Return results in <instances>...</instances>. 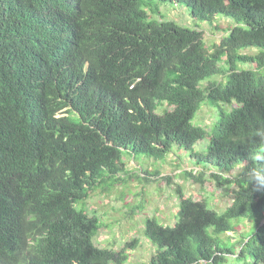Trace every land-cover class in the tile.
I'll return each mask as SVG.
<instances>
[{
	"label": "trees",
	"instance_id": "trees-1",
	"mask_svg": "<svg viewBox=\"0 0 264 264\" xmlns=\"http://www.w3.org/2000/svg\"><path fill=\"white\" fill-rule=\"evenodd\" d=\"M32 1L48 22L21 17L23 0H0V264H126L139 240L96 246L100 219L76 204L130 173L123 151L164 159L174 145L234 198L219 213L179 190L175 225L146 219L157 246L148 264H264V192L249 176L264 168L254 159L264 156V0ZM157 2L232 27L209 47L200 29L153 18ZM204 101L231 106L210 131L193 123ZM245 219L237 242L222 239Z\"/></svg>",
	"mask_w": 264,
	"mask_h": 264
},
{
	"label": "rangeland",
	"instance_id": "rangeland-1",
	"mask_svg": "<svg viewBox=\"0 0 264 264\" xmlns=\"http://www.w3.org/2000/svg\"><path fill=\"white\" fill-rule=\"evenodd\" d=\"M157 3L160 13L154 14L153 18L160 19L163 15L165 19L173 20L183 27L200 29L204 33V40L209 47L219 42L226 31L232 27L231 19L223 15H216L214 23L210 24L209 21L194 18L190 9L185 5L169 2ZM216 25L219 26V29H216ZM255 51L251 49L247 52ZM246 67L248 66L245 64H238L239 69ZM216 79L218 77L215 75L207 78L206 81ZM224 79L226 81V78ZM230 107L225 103L213 106L204 101L201 103L193 123L210 131L212 125L218 121L220 111L228 112ZM165 110L168 109L164 103L159 105L156 112L160 114ZM207 145L208 140L204 139L195 144L194 149L200 152L206 151ZM122 159L126 170H129L130 173L122 174L124 178L115 185L96 186L93 191L89 192L88 197L78 201L76 207L78 210L84 209L90 216H97L100 219L101 227L93 238L96 246L120 251L126 243L134 239L139 240V244L134 250H128L129 260L126 264H148L150 262L151 257L157 251V246L144 234L146 219L148 217L155 218L163 225H175L180 204L179 190L187 197L205 200L208 208L219 213L224 212L233 201V187H218L209 177L213 169H203L196 165L190 151L177 145L173 146L171 152L164 159H155L126 151H123ZM241 169V167L235 168L232 174H237ZM186 171H192L196 175L204 171L206 178L204 185L194 183L191 178L183 174ZM157 173L160 175L153 176ZM145 177L152 181L146 182L143 180ZM164 177H170L171 182L168 183ZM238 220L235 219L234 222ZM252 224L253 222L245 219L237 226L236 236L234 232H229L222 234V239L227 241L230 236L231 241L237 242L241 233L250 230ZM232 261V257H229L225 264H233ZM234 261L240 264L238 260L234 259Z\"/></svg>",
	"mask_w": 264,
	"mask_h": 264
},
{
	"label": "clouds",
	"instance_id": "clouds-1",
	"mask_svg": "<svg viewBox=\"0 0 264 264\" xmlns=\"http://www.w3.org/2000/svg\"><path fill=\"white\" fill-rule=\"evenodd\" d=\"M20 15L21 17L39 15L48 22V12L46 7L32 0H23V8L20 10ZM17 60L19 59H15L12 61L14 62ZM42 62L43 60L39 62V65H42ZM258 134L264 136V132H260ZM254 159L261 160L264 159V156H262L261 154H256L254 156ZM249 176L250 180L254 182L255 190L264 192V168L252 169L249 173Z\"/></svg>",
	"mask_w": 264,
	"mask_h": 264
}]
</instances>
